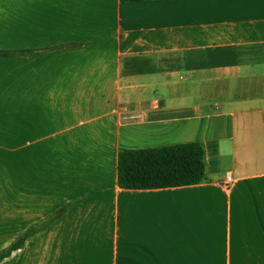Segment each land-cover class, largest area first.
<instances>
[{"label":"crops","instance_id":"crops-1","mask_svg":"<svg viewBox=\"0 0 264 264\" xmlns=\"http://www.w3.org/2000/svg\"><path fill=\"white\" fill-rule=\"evenodd\" d=\"M186 142L201 182L119 185ZM59 211L0 264H264V0H0V252Z\"/></svg>","mask_w":264,"mask_h":264},{"label":"trees","instance_id":"trees-1","mask_svg":"<svg viewBox=\"0 0 264 264\" xmlns=\"http://www.w3.org/2000/svg\"><path fill=\"white\" fill-rule=\"evenodd\" d=\"M204 177L205 152L200 142L121 149L119 153L118 183L124 188L146 189L188 185L199 183ZM62 212H57L40 227H31L24 232L8 248L0 252V261L13 250L22 247L26 238L36 232L37 228H46L52 224Z\"/></svg>","mask_w":264,"mask_h":264},{"label":"built area","instance_id":"built-area-1","mask_svg":"<svg viewBox=\"0 0 264 264\" xmlns=\"http://www.w3.org/2000/svg\"><path fill=\"white\" fill-rule=\"evenodd\" d=\"M233 183V176H228L227 177V185H230V184H232Z\"/></svg>","mask_w":264,"mask_h":264}]
</instances>
